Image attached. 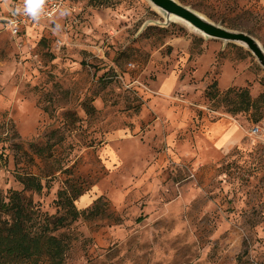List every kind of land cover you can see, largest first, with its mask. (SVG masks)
<instances>
[{"label": "rangeland", "instance_id": "1", "mask_svg": "<svg viewBox=\"0 0 264 264\" xmlns=\"http://www.w3.org/2000/svg\"><path fill=\"white\" fill-rule=\"evenodd\" d=\"M59 1L17 32L0 11V193L38 176L42 190L24 194L53 221L67 210L59 192H82L81 214L54 231L65 264H264L254 56L164 25L147 0ZM179 1L264 47V0ZM229 88L251 104L238 110Z\"/></svg>", "mask_w": 264, "mask_h": 264}, {"label": "trees", "instance_id": "2", "mask_svg": "<svg viewBox=\"0 0 264 264\" xmlns=\"http://www.w3.org/2000/svg\"><path fill=\"white\" fill-rule=\"evenodd\" d=\"M215 86V82L212 83ZM236 92L240 98L236 103L238 110L246 109L251 103L245 89ZM20 190H9L4 196L0 193V264H65L64 257L69 247L63 235L54 231L63 227L70 217L75 220L81 212L74 205V200L82 192H59L57 203L67 207L66 213L50 221V217L40 213L25 191L40 192L43 184L33 174L18 175ZM51 225V226H50Z\"/></svg>", "mask_w": 264, "mask_h": 264}, {"label": "water", "instance_id": "3", "mask_svg": "<svg viewBox=\"0 0 264 264\" xmlns=\"http://www.w3.org/2000/svg\"><path fill=\"white\" fill-rule=\"evenodd\" d=\"M147 2L164 13V25L168 24L173 18H177V20L189 25L207 39L221 40L223 43L230 42L239 45L248 50L264 70V47L250 33L215 22L179 0H147Z\"/></svg>", "mask_w": 264, "mask_h": 264}, {"label": "built area", "instance_id": "4", "mask_svg": "<svg viewBox=\"0 0 264 264\" xmlns=\"http://www.w3.org/2000/svg\"><path fill=\"white\" fill-rule=\"evenodd\" d=\"M60 6L61 2L59 0H43V4L39 8L38 14L35 18L29 17L27 14H25L24 9L19 16L12 14L11 18H13L16 23L12 24L11 28L17 32L16 26L18 25L34 24L39 23L44 19H50L56 14ZM258 130L259 128L255 127L253 132H257Z\"/></svg>", "mask_w": 264, "mask_h": 264}, {"label": "clouds", "instance_id": "5", "mask_svg": "<svg viewBox=\"0 0 264 264\" xmlns=\"http://www.w3.org/2000/svg\"><path fill=\"white\" fill-rule=\"evenodd\" d=\"M24 12L29 17L35 18L38 14V10L43 4V0H23ZM5 6L12 17V13L16 12L17 4L14 3V0H0V11L5 12ZM20 13H17L19 15ZM0 19H5V17L0 16ZM16 21L13 18L7 19V26L11 27L12 24H15Z\"/></svg>", "mask_w": 264, "mask_h": 264}, {"label": "crops", "instance_id": "6", "mask_svg": "<svg viewBox=\"0 0 264 264\" xmlns=\"http://www.w3.org/2000/svg\"><path fill=\"white\" fill-rule=\"evenodd\" d=\"M230 127H231V126H230ZM230 127H229V128H230ZM233 129H234V128H233ZM232 131H233V130H232ZM229 133H231V132H229ZM229 133H228V134H229Z\"/></svg>", "mask_w": 264, "mask_h": 264}, {"label": "bare ground", "instance_id": "7", "mask_svg": "<svg viewBox=\"0 0 264 264\" xmlns=\"http://www.w3.org/2000/svg\"><path fill=\"white\" fill-rule=\"evenodd\" d=\"M173 19H176L177 20V18H173Z\"/></svg>", "mask_w": 264, "mask_h": 264}]
</instances>
